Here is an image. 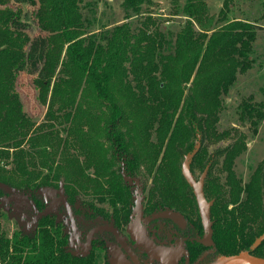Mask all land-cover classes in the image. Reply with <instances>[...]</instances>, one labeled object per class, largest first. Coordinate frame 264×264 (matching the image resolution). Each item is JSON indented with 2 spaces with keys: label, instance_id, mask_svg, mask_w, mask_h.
I'll use <instances>...</instances> for the list:
<instances>
[{
  "label": "trees",
  "instance_id": "1",
  "mask_svg": "<svg viewBox=\"0 0 264 264\" xmlns=\"http://www.w3.org/2000/svg\"><path fill=\"white\" fill-rule=\"evenodd\" d=\"M98 1L0 0V182L29 191L40 207L35 189L57 187L62 180L74 214L84 210L121 233L132 202L127 174L139 172L151 179L142 212L172 209L187 221L186 229L173 230L171 221L153 219L168 224L156 231L169 242L183 231L189 262L205 250L206 262L240 251L264 257V239L252 247L264 231V158L244 181L234 169L246 149L242 134L206 157L202 153L237 74L253 66L260 26L232 19L217 28L193 29L189 21L202 23V3L185 0L183 11L191 19L179 31L163 30L146 12L153 0H121L124 21L94 31ZM10 3L35 6L40 32L33 37L23 32L21 9ZM23 70L36 73L40 100L47 105L45 121L37 126L15 89ZM237 112L255 132L264 101L248 95ZM196 138L189 169L194 175L206 167L208 247L201 241L194 193L180 170ZM38 220L33 232L2 233L0 264H96L106 247L100 237L101 248L72 255L49 215ZM101 236L110 238L107 232Z\"/></svg>",
  "mask_w": 264,
  "mask_h": 264
},
{
  "label": "rangeland",
  "instance_id": "2",
  "mask_svg": "<svg viewBox=\"0 0 264 264\" xmlns=\"http://www.w3.org/2000/svg\"><path fill=\"white\" fill-rule=\"evenodd\" d=\"M184 3L185 0H153L147 6L146 12L154 18L160 29L179 31L191 19L183 11ZM201 3L202 12L199 16L202 23L200 24L197 20L189 21L193 29L198 30L202 27L217 28L224 22L232 19L255 22L260 26L253 43V66L246 72L237 74L235 82L224 99V108L213 121V130L208 140L205 141L202 151L206 157L207 154L214 153L215 150H219L232 142L238 134H242L246 149L235 158L234 169L237 177L245 181L250 171L264 158V118L258 122L257 129L253 132L252 125L247 121L242 122L237 114V105L241 102L242 98L248 97V95H252L255 101H264V0H201ZM9 6H12L14 9L17 7L21 9L22 24L20 27H22L23 32L30 37L40 32L33 14L35 6L27 4L17 5L14 3H10ZM96 10L97 20L92 27L94 31L103 29V27H112L114 24L124 21L121 0H99ZM35 77L36 73H29L26 70L20 71L16 77L15 89L23 104V110L32 118L35 126H37L45 121L47 105L40 100L39 88L35 84ZM178 108L175 111V115L180 110ZM133 117L134 114L133 116L131 115V119ZM197 146L198 140L196 138L193 140L191 148L190 146L188 147L190 150L181 157L180 170L184 157L196 149ZM218 159L220 161L221 157H218ZM205 170L206 167L201 172L196 169L194 175H192L193 178L197 180L202 173L205 174ZM216 172L221 173L219 169H216ZM127 175L131 177L126 184L129 186L132 202L128 224L120 234L137 250L134 252L142 264H155L153 261L145 258L144 251L140 245V238L147 237L144 224L148 221L150 215L144 214L142 209L144 206L143 199H145L147 187L151 184V179L148 177L147 179L144 178L139 172ZM61 181L59 182L63 186ZM59 186L41 185L35 189L34 193L41 200L39 209H44L59 194ZM13 193L25 194L30 192L14 189ZM3 195H6V193L1 188L0 196ZM80 198L82 199L79 196L78 199ZM102 206L107 208L108 205L103 203ZM47 214L59 237H64L65 248L72 255H87L92 247L97 246L101 248L97 244L96 239H100L102 232L92 235L86 246L78 245L73 240L69 220L62 203L55 204ZM87 214L84 210L74 214L78 238L81 242H84L92 226L103 224L98 216L88 218ZM38 217L40 216H37L24 200L0 201V239L3 232L6 236H10L13 231L33 232L38 225ZM148 222L157 230L163 229L166 226L168 228V224H165V222L158 220H149ZM173 227V230H178L175 229L176 226ZM179 232V236H183V231ZM203 236L204 232L201 239ZM104 244L106 247L102 245L104 248L98 252L96 264H133L117 243L105 238ZM203 244L208 247L211 244V240ZM168 249L172 254L176 255L177 264H206L211 262H206L209 258L208 253H210L206 250L202 252L196 261L189 262L185 243L183 244L178 239L174 244H169Z\"/></svg>",
  "mask_w": 264,
  "mask_h": 264
},
{
  "label": "water",
  "instance_id": "3",
  "mask_svg": "<svg viewBox=\"0 0 264 264\" xmlns=\"http://www.w3.org/2000/svg\"><path fill=\"white\" fill-rule=\"evenodd\" d=\"M196 150L192 151L191 153L187 154L184 157V161L181 167V173L183 177L185 178L186 182L191 187L197 204L198 213L201 220V225L204 231V236L201 239L202 243H206L211 239L212 235V229H211V221H210V205L211 202L207 201L203 194V181L205 174L202 173L201 176L195 180L190 172L189 169V161ZM0 188H2L5 193H7L4 196H0V201H13V200H24L27 202L28 206L35 212L37 216H42L48 213V211L57 203H62L66 214L67 219L69 220L71 235L73 240L81 246H86L91 238V236L98 232V231H108L112 234L114 239L116 240L117 244L120 246L121 249H123L126 256L131 260L133 264H142L140 260L137 258L135 253L132 251L129 244L125 241V239L122 237V235L110 224H102V225H96L93 228H91L84 240V242H81L78 238V233L76 229L75 224V218H74V212L71 205H69L63 196V186L60 184L58 195L53 198L47 206L40 210L34 201L30 198V194L26 193H13L14 189L5 184L0 182ZM78 204L74 206V208H77ZM168 219L172 221L174 224L183 227L186 223L184 217L175 210L172 209H163L157 212H154L152 215L149 216L148 220L153 219ZM264 239V231L261 235H259L255 241L253 242L252 247L257 246L262 240ZM145 248L147 249L148 256L151 258H157L161 260V264H177V257L176 255L172 254L168 249H165L163 246L158 247H152L149 246V243L147 240H145ZM206 264H264V257L256 256L248 251H240L234 254H222L216 257L214 260H212L209 263Z\"/></svg>",
  "mask_w": 264,
  "mask_h": 264
},
{
  "label": "flooded vegetation",
  "instance_id": "4",
  "mask_svg": "<svg viewBox=\"0 0 264 264\" xmlns=\"http://www.w3.org/2000/svg\"><path fill=\"white\" fill-rule=\"evenodd\" d=\"M7 194V193H6ZM26 194V193H25ZM30 194V193H29ZM4 196V195H3ZM30 196H31V194H30ZM31 198V197H30ZM35 203V202H34ZM37 206V205H36ZM39 208V207H38ZM32 210V209H31ZM41 210V209H40ZM33 211V210H32ZM35 213V212H34ZM159 219H161V218H159ZM168 220V219H167ZM149 221V220H148ZM146 222L145 224H144V226H145V229H146V233H147V237H144V238H140V245H141V249L144 251V256H145V258H148L149 260H151V261H153L155 264H161V260H159V259H157V258H151V257H149L148 256V252H147V249L145 248V240H147L148 241V243H149V246H152V247H158V246H163V247H165V249H168V245L169 244H174L175 242H176V240L178 239V240H181L182 241V243L184 244L185 243V241H184V239H185V237H183V236H175L174 238H172V242H169V239H168V237H165V235L164 234H162V233H158L157 231H156V229L155 228H153V226H152V224H150V222ZM170 221V220H169ZM149 223V224H148ZM171 223L173 224V225H175L176 227H177V229H179V230H182V229H186L187 227V223H185V225L183 226V227H180V226H178V225H176V224H174L172 221H171ZM103 224H105V223H103ZM106 224H108V223H106ZM99 225H102V224H99ZM111 225V224H110ZM113 226V225H112ZM94 226H92L91 228H93ZM114 227V226H113ZM90 228V229H91ZM115 228V227H114ZM166 228H167V226H166ZM117 230V229H116ZM118 231V230H117ZM98 232H107V233H109V237L110 238H108L110 241H113V242H115V243H117L116 242V240L114 239V237L112 236V234L110 233V232H108V231H98ZM98 232H96V233H98ZM119 232V231H118ZM120 233V232H119ZM95 234V233H94ZM93 234V235H94ZM124 238V237H123ZM101 239H105V236H101ZM125 239V238H124ZM125 241H126V239H125ZM128 244H129V246L131 247V249H132V251L134 252V251H137L133 246H132V244L130 243V242H128V241H126ZM185 249H186V247H185ZM169 250V249H168ZM184 250V249H183ZM187 250V249H186ZM122 251H123V249H122ZM170 251V250H169ZM135 253V252H134ZM136 255V254H135ZM138 258V257H137ZM139 259V258H138ZM141 262V261H140ZM142 263V262H141Z\"/></svg>",
  "mask_w": 264,
  "mask_h": 264
}]
</instances>
